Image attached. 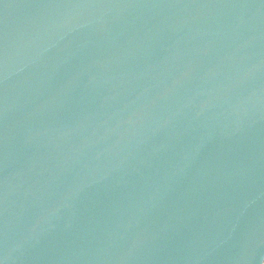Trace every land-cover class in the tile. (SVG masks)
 I'll return each mask as SVG.
<instances>
[{
    "label": "water",
    "instance_id": "obj_1",
    "mask_svg": "<svg viewBox=\"0 0 264 264\" xmlns=\"http://www.w3.org/2000/svg\"><path fill=\"white\" fill-rule=\"evenodd\" d=\"M0 264H264V0H0Z\"/></svg>",
    "mask_w": 264,
    "mask_h": 264
}]
</instances>
